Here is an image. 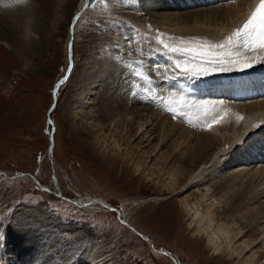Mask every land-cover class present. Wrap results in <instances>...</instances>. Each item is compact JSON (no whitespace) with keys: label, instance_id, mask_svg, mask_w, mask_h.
Here are the masks:
<instances>
[{"label":"rangeland","instance_id":"374dc122","mask_svg":"<svg viewBox=\"0 0 264 264\" xmlns=\"http://www.w3.org/2000/svg\"><path fill=\"white\" fill-rule=\"evenodd\" d=\"M48 1H20L7 8L11 13L17 11V17L5 24L16 38L0 37V264H47V257L48 264H81L87 250L108 256L115 249L104 264H176L175 260L180 264H231L225 257H215L207 239L195 227H188L191 217L179 202L183 196L172 192L178 166L174 167L173 156L166 162L161 158L172 147L170 140L151 155L164 118L147 128L146 133L153 129L150 142L139 144L140 139L131 136L130 128L144 114V90L149 91V83L135 73L151 80L148 62L136 49L139 39L134 23L167 10H143L147 0H106L105 4L89 0L86 9L82 8L85 0H62V17L51 22L53 3ZM205 1L171 7L167 12L185 14L224 4V0ZM78 12L73 25L72 69L59 86L58 105L49 112L55 84L68 65L69 29ZM19 13L21 21H17ZM27 28L29 34L24 38ZM121 40L125 42L123 53L119 52ZM120 75L123 83L120 78L113 81ZM175 79L164 77L162 81H170L167 85L180 94L185 86L177 85ZM136 96L141 106L135 104L123 114L118 113L120 108L114 111L123 99ZM81 97H87L89 104L83 105ZM111 111L117 116L112 118ZM168 113L161 115L168 121L166 127L179 121L194 131L193 140L204 130L179 114L173 118ZM173 138H177L175 134ZM203 154L207 156L205 151ZM230 169H222L208 183H217ZM40 184L48 189H41ZM197 186L189 194L196 196L206 187ZM79 197L102 199L121 216L98 203L75 205L72 200ZM154 198L156 202L151 201ZM224 215L228 219L226 212ZM262 225L253 222L246 231L259 232Z\"/></svg>","mask_w":264,"mask_h":264},{"label":"bare ground","instance_id":"6f19581e","mask_svg":"<svg viewBox=\"0 0 264 264\" xmlns=\"http://www.w3.org/2000/svg\"><path fill=\"white\" fill-rule=\"evenodd\" d=\"M20 1L21 4L26 1L40 2V0H0V37L5 38L6 36L5 39L7 40H13L15 37L5 28V24L7 19L17 17L15 14L17 11L11 13V10H5L20 4ZM168 1L173 2L172 0H147L143 5V10H153V12H157V10L168 11L171 7L201 3V0H188L189 2L186 0H174L173 4L167 5ZM178 1L179 5H176ZM212 1L214 0H206L205 2L211 3ZM219 1L222 2V0ZM256 1L224 0V4H218L219 6L217 7L202 9L204 11H190L185 14H182V12L173 13L172 10V12H158L157 14L154 13L153 18L148 20L139 18L134 23L135 27L133 28L136 30V37L139 39L136 49L141 51L143 54L142 58L146 59L148 64L150 62L146 66L148 71L151 72L152 86L150 83L149 86L147 84L149 91L144 90L146 93L141 92L147 94V98L143 102L145 108L142 112L144 114L139 118L140 121L138 123L135 122L130 128L132 130L131 136L137 138L136 140L140 139L139 144L150 142L153 129L146 133L147 128L153 126V121L156 119L164 118L163 127L159 131L160 135L154 139L156 140V145L152 149L151 155H153L152 153L158 146H165V144L167 145L166 142L170 140L172 147H167L166 154L163 153L165 155L161 158L166 162L173 156L171 158L174 160V167L178 166L172 192L183 196L179 202L191 217L188 227L190 229L195 227V232L202 238L207 239V246L212 250L215 257H225L231 264H264V203L262 202L264 197V97L259 96L261 92H264V83L257 80L260 72H264L263 69L261 71V68H259L262 63L255 62L252 67L244 68L243 70H237L240 67L239 64H232L230 70H221L219 66L206 64L200 57H197L194 63L207 67V74L198 76L184 75L174 68L173 60L183 59L187 54L164 51L155 43V37L158 34H164L161 38L167 43L192 47L203 43L210 45L219 44L226 37L231 36L232 27H235L245 18ZM48 2L49 4L53 3V11H50L51 22H53L62 17L59 10L63 1L49 0ZM19 16L20 18L17 21L22 19L21 13H19ZM28 34L29 28L24 32V38L28 37ZM118 45L122 46L119 52H126L123 40ZM215 50L222 53L225 51L218 48ZM258 57H256L257 60ZM244 58L243 53L236 57L239 61H243ZM224 59L225 63H227L233 58L225 56ZM155 66H161L159 68L160 75H156L157 73L153 71ZM164 77L176 78L175 80L177 81L175 83L177 85L185 86L182 88V92L180 91V94L174 93V87H169L168 83L170 81L168 83L162 81ZM117 78H120V82L123 83L121 75L120 77H113V81ZM212 92L213 95H210ZM255 94L258 95L255 97ZM180 95L186 96L190 101L223 102L222 105L217 104L214 117L210 116L207 120L197 117L198 106L187 110L190 111L189 116L179 115L182 120L193 123L194 127L196 125L199 129L204 127L203 129L206 131L209 130L208 124L211 123L212 127L216 126L215 128L211 127V132L207 133L201 129L197 133L196 139L194 138L193 140L194 131L186 128L183 124L180 125L179 121H177L178 123L171 121V124H168L170 125L169 128L166 127V122L168 121L161 116L169 114L165 107L168 105L165 103V99L179 101ZM257 96H259V99H257ZM86 98H80L83 105L88 103ZM136 98L137 96L134 99H123L120 104L121 107H116L114 111L117 112L120 108L118 113L122 112L123 114L124 111L127 112L129 110V107L135 104H142ZM151 104H154L157 109L154 110L155 108ZM57 105L58 101L56 98ZM112 111L110 115H114ZM115 116L117 115L112 116V118ZM213 120L216 122L213 123ZM135 125L136 128L134 129ZM112 126L113 124H111V128ZM149 133L150 135L146 138ZM174 134L177 138H173ZM258 135L260 136L256 137ZM225 145L228 147L225 148ZM188 147L192 148L191 151L188 153L185 151L181 152L182 149H187ZM204 151L207 156L203 154ZM139 166L137 164V170ZM227 168L234 170L231 171L230 169L231 173L220 177L221 179L214 183L215 185L208 183L210 178L216 177L222 169ZM197 185H206V187L204 186L205 189L196 196H193L192 193L189 194V191H192ZM240 187H243L244 190L241 191ZM234 189L235 191L231 193ZM151 201H155V198ZM94 202L102 207L107 204L102 199H96ZM94 202L90 203L94 204ZM88 205L89 203H81V207ZM110 209L114 210L112 207ZM248 211L251 213L246 214ZM225 212L229 215L228 219H223L225 218L223 217ZM118 216H121L120 211ZM250 218L252 221H249L251 222L248 221ZM253 222H257L259 225L263 224L259 232L256 231L257 233L251 230L246 231ZM125 223L129 226L127 222ZM244 224L247 225L245 228ZM233 244L237 246H233ZM154 250L156 251H154L155 253L159 254L155 247ZM116 252L115 249L106 256L98 254L96 250H87L82 255L81 264H104ZM167 256L175 260L171 255L168 254ZM48 258L47 260L51 261ZM23 260L25 261V259ZM48 261L47 264L49 263ZM175 263L180 264L176 260Z\"/></svg>","mask_w":264,"mask_h":264},{"label":"snow or ice","instance_id":"6c2138e0","mask_svg":"<svg viewBox=\"0 0 264 264\" xmlns=\"http://www.w3.org/2000/svg\"><path fill=\"white\" fill-rule=\"evenodd\" d=\"M100 4H105L106 0H94ZM88 0H85V7H89ZM79 13L74 18V22L78 19ZM164 34H158L155 37V43L160 46L164 51L169 53L177 54H187L183 59H174L173 65L176 70L181 72L184 75H205L208 72L207 67L195 64L197 57H200L204 63L209 65L219 66L221 70H230L232 64H239L240 67L237 70H243L244 68H249L253 66V63L259 62L264 63V0H259V6L251 12L248 18L237 27L234 32L235 39L232 36H228L224 41L216 45H210L203 43L195 47L192 46H183V45H174L165 42L161 36ZM225 50L222 52H217L215 49ZM159 50V49H157ZM241 53L244 54V60L239 61L236 59ZM232 57L230 61L225 63L224 57ZM259 56L260 59L257 60L256 57ZM140 63V61H136ZM161 66H155L153 71L160 75L159 68ZM135 75L142 76L148 83H151V80L144 76L141 72H136ZM65 79H62L58 82V85L65 83ZM147 91V89H145ZM165 103L168 104L167 110L173 114V118L177 112L181 116H189L190 110L194 106L197 108V117L200 119L207 120L210 116L215 115V108L217 104L222 105V101L210 102V101H190L184 95H180L179 101L176 100H167ZM211 105V107H209ZM216 121L213 120V123ZM258 126V125H256ZM212 124H208V128L211 129ZM228 146L225 145V148Z\"/></svg>","mask_w":264,"mask_h":264},{"label":"water","instance_id":"95a60500","mask_svg":"<svg viewBox=\"0 0 264 264\" xmlns=\"http://www.w3.org/2000/svg\"><path fill=\"white\" fill-rule=\"evenodd\" d=\"M71 55V54H70ZM70 66H71V61H70ZM70 66H69V68H67L66 69V71H65V74H64V76L62 77V79H65V77L67 78V76H68V74H69V70H70ZM61 79V80H62ZM57 85H58V83L56 84V86H55V88H54V91H53V102H52V104H51V107H50V109H49V111L50 110H52V108L56 105V96H55V94H56V92H57V89H58V87H57ZM52 130L50 131V134L52 135ZM52 145H53V143H52V137H50V146H49V152H51V150H52ZM33 177V176H32ZM33 179H34V177H33ZM36 181V180H35ZM81 199H86V200H83L84 201V204H88V203H90L91 202V200H90V198L89 197H79V200H81ZM86 202V203H85ZM114 210H116V213L119 215V210H117L116 208H113ZM119 217V216H118ZM120 219V218H119ZM121 221L124 223V224H126L122 219H121ZM127 225V224H126ZM133 229V228H132ZM138 234H139V232H137ZM143 239H145V240H148L146 237H144L143 235H141V234H139Z\"/></svg>","mask_w":264,"mask_h":264}]
</instances>
